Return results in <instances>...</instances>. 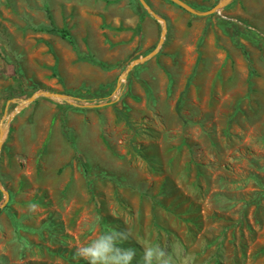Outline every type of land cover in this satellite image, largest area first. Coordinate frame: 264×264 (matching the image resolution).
<instances>
[{"label":"rangeland","instance_id":"1","mask_svg":"<svg viewBox=\"0 0 264 264\" xmlns=\"http://www.w3.org/2000/svg\"><path fill=\"white\" fill-rule=\"evenodd\" d=\"M142 1L0 0V264H264V0Z\"/></svg>","mask_w":264,"mask_h":264},{"label":"clouds","instance_id":"2","mask_svg":"<svg viewBox=\"0 0 264 264\" xmlns=\"http://www.w3.org/2000/svg\"><path fill=\"white\" fill-rule=\"evenodd\" d=\"M127 230L120 231L111 228L101 231L89 243L75 249L74 257L84 264H134L137 257V248L125 246L129 242ZM170 253L159 244H150L142 250V264H177L182 249Z\"/></svg>","mask_w":264,"mask_h":264},{"label":"water","instance_id":"3","mask_svg":"<svg viewBox=\"0 0 264 264\" xmlns=\"http://www.w3.org/2000/svg\"><path fill=\"white\" fill-rule=\"evenodd\" d=\"M169 1L172 2L174 5H176L177 7L183 9L184 11H187L188 13H190V14H192L194 16L206 17V16H210V15H212L214 13H218L220 10L224 9V7L227 5V3L230 2L231 0L221 1L218 5L213 7L211 10L205 11V12H198L195 9H193L192 7H190L189 5H187L186 3L182 2L181 0H169ZM141 3L143 5V7L146 9V11L152 17H154L155 20L164 23V21L161 18H159L156 14H154L152 12L150 7L144 1L141 0ZM165 34H166V25L164 23V25L162 27V33H161L160 41H159V44L156 47L155 51L152 52L151 54H149L148 56H146L145 58L138 59V60L134 61L132 66L129 69H132L134 66H136L138 64H142L146 60L154 57L158 53V51L161 48L162 43L164 42ZM39 97H46V98H50V99H62L64 101L70 102V97L69 96L61 95V94H58V93L43 92V93H38V94L33 95L28 101L23 102V105L28 104V103H32L36 98H39ZM2 139H3V132L0 133V146L2 144ZM5 195H6V197H8L7 193H5Z\"/></svg>","mask_w":264,"mask_h":264},{"label":"trees","instance_id":"4","mask_svg":"<svg viewBox=\"0 0 264 264\" xmlns=\"http://www.w3.org/2000/svg\"><path fill=\"white\" fill-rule=\"evenodd\" d=\"M63 33H66V32L63 31ZM90 60H91V59H90ZM91 62H93V63H95V64H97V65H99V66H102V65H100L99 63L95 62L94 60H91Z\"/></svg>","mask_w":264,"mask_h":264}]
</instances>
